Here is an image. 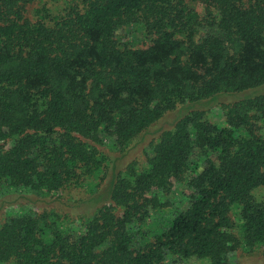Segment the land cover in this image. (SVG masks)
Here are the masks:
<instances>
[{
	"label": "trees",
	"instance_id": "trees-1",
	"mask_svg": "<svg viewBox=\"0 0 264 264\" xmlns=\"http://www.w3.org/2000/svg\"><path fill=\"white\" fill-rule=\"evenodd\" d=\"M12 195L0 264L264 256V0H0Z\"/></svg>",
	"mask_w": 264,
	"mask_h": 264
},
{
	"label": "rangeland",
	"instance_id": "rangeland-1",
	"mask_svg": "<svg viewBox=\"0 0 264 264\" xmlns=\"http://www.w3.org/2000/svg\"><path fill=\"white\" fill-rule=\"evenodd\" d=\"M234 96V95H232ZM170 122V118L167 116L163 120L159 122L156 127H167V124ZM140 149V148H139ZM138 150V147H137ZM136 149H134L130 154L128 153L126 157L120 162L121 165H123L124 162L127 160L131 159L134 155V152ZM2 199V200H1ZM0 199V223L3 221V219L7 216L8 213H12L17 211L19 208H33L35 209L34 206L32 205L31 202H29L26 198L24 197H18L15 195L12 196H6ZM83 209H79V212H82ZM73 216H77L75 211H68ZM75 213V214H74ZM233 264H264V256L261 255H253V256H248V255H242V256H235L232 258ZM173 264H195L193 261H178Z\"/></svg>",
	"mask_w": 264,
	"mask_h": 264
}]
</instances>
